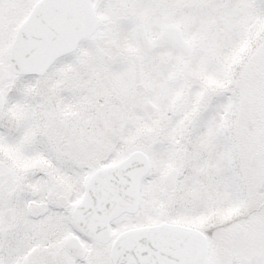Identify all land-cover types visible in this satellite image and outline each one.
<instances>
[{
	"label": "snow or ice",
	"instance_id": "snow-or-ice-1",
	"mask_svg": "<svg viewBox=\"0 0 264 264\" xmlns=\"http://www.w3.org/2000/svg\"><path fill=\"white\" fill-rule=\"evenodd\" d=\"M0 264H264V0H0Z\"/></svg>",
	"mask_w": 264,
	"mask_h": 264
}]
</instances>
